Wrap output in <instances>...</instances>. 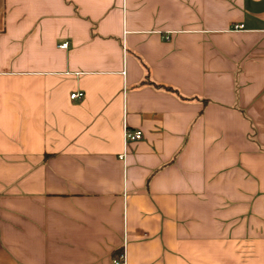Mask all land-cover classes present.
Masks as SVG:
<instances>
[{"label": "crops", "instance_id": "0c3cea01", "mask_svg": "<svg viewBox=\"0 0 264 264\" xmlns=\"http://www.w3.org/2000/svg\"><path fill=\"white\" fill-rule=\"evenodd\" d=\"M0 264H264V0H0Z\"/></svg>", "mask_w": 264, "mask_h": 264}, {"label": "built area", "instance_id": "2783aa9c", "mask_svg": "<svg viewBox=\"0 0 264 264\" xmlns=\"http://www.w3.org/2000/svg\"><path fill=\"white\" fill-rule=\"evenodd\" d=\"M243 26H235V30H238V29H242ZM61 47L63 48H66L67 47V43H64L61 45ZM83 93L81 92H77V93H73L70 95V99L71 100H80L83 98ZM142 139V132L141 131H138V130H128V129H125L124 130V143L125 144H128V143H131V142H137V141H140Z\"/></svg>", "mask_w": 264, "mask_h": 264}]
</instances>
